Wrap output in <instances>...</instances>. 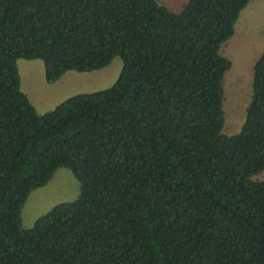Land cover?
Listing matches in <instances>:
<instances>
[{
  "label": "trees",
  "instance_id": "1",
  "mask_svg": "<svg viewBox=\"0 0 264 264\" xmlns=\"http://www.w3.org/2000/svg\"><path fill=\"white\" fill-rule=\"evenodd\" d=\"M249 0H0V264H264V48L224 134L219 47ZM118 56L109 86L38 114L15 61L43 79ZM58 167L77 196L20 225Z\"/></svg>",
  "mask_w": 264,
  "mask_h": 264
},
{
  "label": "rangeland",
  "instance_id": "2",
  "mask_svg": "<svg viewBox=\"0 0 264 264\" xmlns=\"http://www.w3.org/2000/svg\"><path fill=\"white\" fill-rule=\"evenodd\" d=\"M169 11L177 12L186 0H156ZM234 33L219 47V54L227 58L229 67L221 79L223 125L221 132L238 131L250 97L251 69L264 47V0H249L238 12L233 24ZM19 89L35 111L40 114L52 109L63 99L79 92H89L112 84L121 67L118 56L95 70H68L53 83L43 79V66L38 59L15 61ZM264 180V169L251 176ZM78 193V182L66 167L56 168L50 179L31 190L20 210V225L28 228L34 220L59 202L71 201Z\"/></svg>",
  "mask_w": 264,
  "mask_h": 264
},
{
  "label": "crops",
  "instance_id": "3",
  "mask_svg": "<svg viewBox=\"0 0 264 264\" xmlns=\"http://www.w3.org/2000/svg\"><path fill=\"white\" fill-rule=\"evenodd\" d=\"M233 33H234V28H233ZM233 33H232V34H233ZM232 34H231V35H232ZM263 48H264V47H263ZM262 50H263V49H262Z\"/></svg>",
  "mask_w": 264,
  "mask_h": 264
}]
</instances>
